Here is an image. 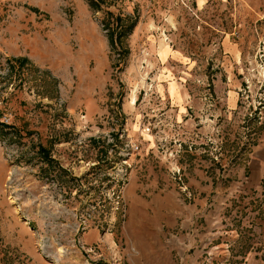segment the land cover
I'll return each instance as SVG.
<instances>
[{"label":"rangeland","instance_id":"374dc122","mask_svg":"<svg viewBox=\"0 0 264 264\" xmlns=\"http://www.w3.org/2000/svg\"><path fill=\"white\" fill-rule=\"evenodd\" d=\"M110 3L138 19L124 59L87 0H0V122L22 131L0 139V263L189 264L182 222L199 202L214 226L232 210L230 174L264 129V0Z\"/></svg>","mask_w":264,"mask_h":264},{"label":"crops","instance_id":"0c3cea01","mask_svg":"<svg viewBox=\"0 0 264 264\" xmlns=\"http://www.w3.org/2000/svg\"><path fill=\"white\" fill-rule=\"evenodd\" d=\"M226 48L225 54L228 52L230 58L237 63L240 53L239 47L228 43ZM227 64L232 70L238 68V66H232V60ZM225 70L228 72L227 68ZM230 74L235 73L232 71ZM233 81L238 83L235 77H233ZM236 87L233 86L227 94L223 93L224 100L228 105V111L226 112H231L230 110L236 108ZM223 90H227L226 85ZM221 93L222 91L216 94L220 96ZM230 176L236 178L235 181L229 183L232 187L230 190L232 210L230 212L225 211L223 218L219 216V218L225 220V225L216 226L218 225L216 223L214 226L212 220L217 218V205L213 203L214 209L207 211L201 209L203 206L199 207L203 204L202 202H199L196 210H193L192 217L185 219L180 225L183 240L187 241V246L195 249L193 251L194 256L189 260V264H264V129L261 138L251 149L246 150L242 162L232 169ZM202 182L203 180H200L199 183ZM207 199L209 200V198ZM233 204H235L234 209ZM203 216L209 221L208 226L201 228L198 224L194 225V221H199ZM227 218H229L228 221ZM238 219L239 229L235 227V222ZM168 226L174 228L175 222L170 220ZM216 228H224V230L219 231V235L215 236ZM205 232L212 235L213 239L219 238V240L213 243L212 247L196 246L199 242L206 243L203 240ZM93 242L94 240L90 244L92 245ZM85 247L94 249L96 246ZM99 248L105 250L107 246H99ZM208 254H211L210 257H208ZM22 264L50 263L33 254L26 263Z\"/></svg>","mask_w":264,"mask_h":264},{"label":"trees","instance_id":"16d2710c","mask_svg":"<svg viewBox=\"0 0 264 264\" xmlns=\"http://www.w3.org/2000/svg\"><path fill=\"white\" fill-rule=\"evenodd\" d=\"M87 2L92 10L95 12H103L105 14L102 24L108 31L110 45L114 50L119 49V55L124 59L129 53V50L124 46V40L130 33L134 31V28L138 22L137 16H135V14L126 15L123 13H114L110 11L108 9L112 3H110V0H87ZM10 61H15L18 64L16 71L25 69V67L29 64V60L23 57ZM10 69L11 71H15L16 68L15 66H11ZM42 74L49 79V82L45 80L46 83L50 84V82H53L56 86L58 85V80L53 78L52 75L47 72H42ZM56 91L58 92L57 88ZM0 129V139L1 137L6 138L10 136L15 140L22 137V131L16 126L10 125L8 123L0 122ZM38 153L45 157V162L47 164L51 165L54 163L49 151L43 146H39Z\"/></svg>","mask_w":264,"mask_h":264},{"label":"built area","instance_id":"2783aa9c","mask_svg":"<svg viewBox=\"0 0 264 264\" xmlns=\"http://www.w3.org/2000/svg\"><path fill=\"white\" fill-rule=\"evenodd\" d=\"M129 148H130V151H131L132 153H138V151L140 150L139 145H136V144H132V145H130Z\"/></svg>","mask_w":264,"mask_h":264},{"label":"bare ground","instance_id":"6f19581e","mask_svg":"<svg viewBox=\"0 0 264 264\" xmlns=\"http://www.w3.org/2000/svg\"><path fill=\"white\" fill-rule=\"evenodd\" d=\"M134 228V227H133Z\"/></svg>","mask_w":264,"mask_h":264}]
</instances>
